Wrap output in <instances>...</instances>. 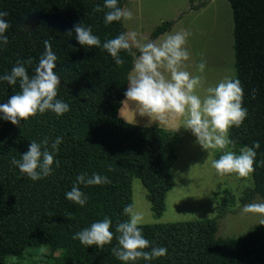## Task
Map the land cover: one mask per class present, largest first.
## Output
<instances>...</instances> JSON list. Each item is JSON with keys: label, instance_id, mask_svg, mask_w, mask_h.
Wrapping results in <instances>:
<instances>
[{"label": "trees", "instance_id": "1", "mask_svg": "<svg viewBox=\"0 0 264 264\" xmlns=\"http://www.w3.org/2000/svg\"><path fill=\"white\" fill-rule=\"evenodd\" d=\"M191 7L193 8V0ZM233 16L235 78L243 90L242 107L247 115L239 127L228 130L233 143L227 148L238 153L244 146L259 143L253 163V187L238 198L225 190L216 204L214 218L141 224L151 244L167 249L164 257L147 264H264V225L237 236H218V218L226 215L237 199L246 204L256 195L264 198V0H228ZM125 0H118L124 7ZM103 0H0L10 27L8 43L0 50V75L17 60L31 58L28 75L44 51L45 41L56 54L53 71L61 81L57 99L69 111L37 113L19 126L0 120V264L9 256L20 257L29 247L48 246L46 264H121L111 253L116 245L84 246L72 235L107 216L112 225L127 219L122 208L133 206V178L142 181L155 217L166 210V196L173 188L171 167L176 159L175 136L164 127L141 126L119 116L132 56L121 51L124 63L116 66L106 51L80 46L74 34L66 35L76 23L90 26L101 43L126 32L123 20L105 25L103 12H94ZM163 22L152 38L171 30ZM132 51L136 49L133 47ZM18 85L0 82V103L17 94ZM61 138L52 173L32 181L11 165L30 141ZM222 154L216 150L215 159ZM58 165V166H57ZM95 172L107 183L78 185L87 196L81 207L65 198L75 177ZM148 250V249H145ZM136 264H146L142 259Z\"/></svg>", "mask_w": 264, "mask_h": 264}, {"label": "clouds", "instance_id": "2", "mask_svg": "<svg viewBox=\"0 0 264 264\" xmlns=\"http://www.w3.org/2000/svg\"><path fill=\"white\" fill-rule=\"evenodd\" d=\"M117 5L118 0H103L102 6L96 5L93 11L103 12L105 25L130 20L131 11ZM7 15L6 11L0 10V50L8 43L5 33L10 24L4 19ZM71 34H74L76 42L82 47H97L106 51L116 66L124 63L120 52H128L133 59L121 103L130 104L136 115L140 116L156 117L159 120H163L166 114L182 117V127L191 132L196 144L203 150L222 152L211 161V167L217 175L234 173L238 177H245L254 171V161L260 166L262 162L256 160L258 142L242 147L238 153L227 148L233 143L229 139L228 130L239 127L247 115V109L242 107L243 90L240 81L226 76L214 86L206 87L202 96L195 94L194 90L201 87L202 79L200 75L185 70V62L189 60L185 44L190 32L181 30L143 43L137 39L135 32H121L101 43L90 26L79 22L66 33ZM133 47L135 52L132 51ZM56 60V54L45 41L44 51L32 69L31 76L25 67L31 64V58L17 60L10 71L0 75V82H6L9 86L18 85L19 88L17 94L0 103V120L19 126L21 121L37 113L44 114L47 111L59 117L69 111V105L56 98L61 81L53 71ZM204 68L203 61L196 65L198 73H202ZM60 143V137H56L51 144L47 138L39 142L32 140L20 158H12L10 163L32 181L43 179L53 171L54 156ZM104 183H107L106 177L95 172L91 175L82 172L75 177L71 190L65 192V198L83 207L87 196L78 185L87 187ZM241 212L256 214L260 225H264V202L246 204ZM121 214L127 219L112 225L111 219L104 216L76 231L71 238L78 240L81 245L101 248L112 241L114 233L109 229L113 226L117 243L111 248V253L121 264H136L140 259L147 264L166 255L165 247L151 244L144 238L141 229L143 216L140 212L127 204Z\"/></svg>", "mask_w": 264, "mask_h": 264}, {"label": "rangeland", "instance_id": "3", "mask_svg": "<svg viewBox=\"0 0 264 264\" xmlns=\"http://www.w3.org/2000/svg\"><path fill=\"white\" fill-rule=\"evenodd\" d=\"M123 8L132 13L130 20H123L126 32H135L141 43L181 30L191 33L185 44L189 52L185 70L201 76V87L194 90L195 94L202 96L206 87L214 86L226 76L235 78L234 25L228 0H193V8L190 0H125ZM163 22L174 25L158 38H152V32ZM201 61L205 68L198 73L196 65ZM119 116L141 126L164 127L176 140V159L171 167L173 188L167 193L166 210L161 217L154 216L142 181L139 177L133 178V208L142 214V224L214 218L217 201L225 190L239 199L246 189L253 187L252 173L245 177L234 173L217 175L211 167L216 150H203L196 144L191 132L182 127V117L166 114L159 120L140 116L130 104L123 103ZM238 199L226 215L218 218V236H237L260 223L256 214H245L241 209L246 204L264 202V198L256 195L246 204ZM51 253L54 252L46 245L29 247L22 256H9L6 261L8 264H46Z\"/></svg>", "mask_w": 264, "mask_h": 264}]
</instances>
